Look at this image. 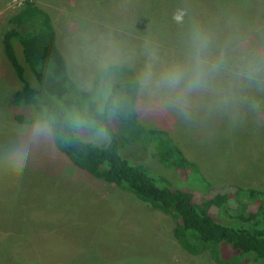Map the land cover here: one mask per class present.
Here are the masks:
<instances>
[{"label": "rangeland", "instance_id": "rangeland-1", "mask_svg": "<svg viewBox=\"0 0 264 264\" xmlns=\"http://www.w3.org/2000/svg\"><path fill=\"white\" fill-rule=\"evenodd\" d=\"M31 1L51 18L75 100L96 87L92 98L100 106L112 90L117 102L126 98L122 77L99 78L107 66L126 67L139 78L142 133L132 137L118 129L119 155L160 186L192 194L195 203L226 194L232 210L213 207L212 220L250 229L252 222L239 217L241 207L254 212L264 196V0ZM23 3L0 0V264H216L213 251L193 255L181 245L173 218L75 168L55 149L50 132L33 137L38 123L12 120L7 103L22 83L2 37ZM198 54L203 80L189 89ZM173 65L188 70L176 89L160 84ZM81 106L86 103L66 108L74 131L104 146L103 128L85 131ZM17 112L31 114L29 108ZM149 131H166L195 167L177 168L176 157L161 161L162 145ZM18 151L28 159L19 176L12 170ZM254 229L264 232V224ZM217 249L230 264H260L251 257L236 261L238 254L225 245Z\"/></svg>", "mask_w": 264, "mask_h": 264}, {"label": "trees", "instance_id": "trees-1", "mask_svg": "<svg viewBox=\"0 0 264 264\" xmlns=\"http://www.w3.org/2000/svg\"><path fill=\"white\" fill-rule=\"evenodd\" d=\"M32 23L38 25L37 29L26 31L25 27ZM2 48L22 83L7 103L15 123H48L53 146L75 168L134 195L173 218L178 223L174 235L189 253L198 255L211 250L216 264H230L231 261L220 258V250L217 249L220 244V248L225 245L228 251L238 254L233 257L236 261L251 257L264 264V232L254 229L260 223L264 224V196L261 195L262 200L257 203L254 212L247 205L241 207L244 211L239 217L245 222H252L250 229L228 228L214 222L208 214L213 207L217 211L232 210L226 194H216L207 201L195 203L192 194L160 186L143 167L131 166L119 155L117 130L136 137L143 129L137 113L141 84L131 70L107 66L99 75L101 78L116 73L119 78L122 77L128 90L124 100L117 102L116 90H112L100 106L92 98L97 87L93 93L81 92L79 100H75V86L68 77L67 63L58 47L51 18L31 0L8 19ZM28 74L33 82L28 81ZM84 103L86 106H81L80 111V117L86 121L84 129L91 133L103 128L108 137L104 146L84 140L72 127L66 108ZM19 108H29L31 114L19 113ZM148 134L162 145L163 150L159 153L161 161L170 164L169 159L176 157L172 164L177 168L195 167L174 145L166 131H149ZM251 194L255 196L253 192Z\"/></svg>", "mask_w": 264, "mask_h": 264}, {"label": "clouds", "instance_id": "clouds-1", "mask_svg": "<svg viewBox=\"0 0 264 264\" xmlns=\"http://www.w3.org/2000/svg\"><path fill=\"white\" fill-rule=\"evenodd\" d=\"M177 21L182 19V14L175 16ZM204 61L199 54L195 57L194 63L191 68V76L189 77V89L198 87L202 83L204 76ZM188 70L184 67L173 65L165 74L161 77L160 84L170 89L178 88L182 81H184ZM50 132V128L47 124H36L33 129V137L38 138L41 136H47ZM99 135L103 136L104 131L100 129ZM28 164L26 152H16L12 161V170L16 175H21L26 169Z\"/></svg>", "mask_w": 264, "mask_h": 264}, {"label": "built area", "instance_id": "built-area-1", "mask_svg": "<svg viewBox=\"0 0 264 264\" xmlns=\"http://www.w3.org/2000/svg\"><path fill=\"white\" fill-rule=\"evenodd\" d=\"M20 2H24L23 4H25L26 3V1H29V0H19Z\"/></svg>", "mask_w": 264, "mask_h": 264}]
</instances>
